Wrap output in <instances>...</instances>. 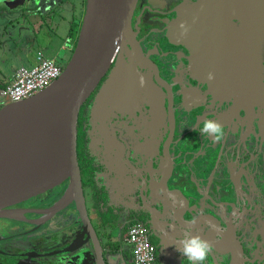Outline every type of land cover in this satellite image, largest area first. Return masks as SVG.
I'll list each match as a JSON object with an SVG mask.
<instances>
[{
	"label": "flooded vegetation",
	"instance_id": "1",
	"mask_svg": "<svg viewBox=\"0 0 264 264\" xmlns=\"http://www.w3.org/2000/svg\"><path fill=\"white\" fill-rule=\"evenodd\" d=\"M255 3L137 0L132 45L116 53L76 124L86 215L103 264H133L126 236L134 224L146 228L156 264H191L175 248L185 232L211 243L205 264H230L221 252L229 233L243 264H264V70L257 98L253 46L225 33ZM205 118L224 126L221 140L200 134ZM67 186L2 209L16 216L0 218V264H98L75 202L44 213Z\"/></svg>",
	"mask_w": 264,
	"mask_h": 264
},
{
	"label": "water",
	"instance_id": "2",
	"mask_svg": "<svg viewBox=\"0 0 264 264\" xmlns=\"http://www.w3.org/2000/svg\"><path fill=\"white\" fill-rule=\"evenodd\" d=\"M137 0H86L75 46L62 74L49 87L16 103L0 105V218H12L4 207L68 180L60 199L44 213L49 216L75 202L85 229L91 237L98 264H103L101 248L86 215L76 155V124L81 106L96 88L116 53L132 45L135 33L131 17ZM15 8L17 3H11ZM240 26L231 31L235 37L250 41L255 58V90L258 95V63L264 59V0L254 9L240 12ZM175 29L185 38V30ZM124 64L118 65L116 77ZM257 74V75H256ZM233 76L242 88L243 74ZM262 93V92H261ZM255 96V97H256ZM106 98V96H101ZM102 101L104 99H101ZM221 252L230 255V264H243L242 251L232 233L221 241ZM84 253L80 254L83 259Z\"/></svg>",
	"mask_w": 264,
	"mask_h": 264
},
{
	"label": "rangeland",
	"instance_id": "3",
	"mask_svg": "<svg viewBox=\"0 0 264 264\" xmlns=\"http://www.w3.org/2000/svg\"><path fill=\"white\" fill-rule=\"evenodd\" d=\"M13 2L19 6L10 8L14 6L11 4ZM29 5L28 0H0V80L13 68L23 65L25 59L34 55L38 48L47 47L46 52L51 55L62 43V37H54L50 16L46 17L41 11L35 14L30 10ZM39 28L44 35L50 37L49 40H53L52 46L56 49L51 50L48 46L42 47L43 44L39 39L37 43L34 34ZM61 55L63 54L58 55V58ZM70 55L65 56L67 60ZM258 70L261 76L264 70V59L258 63Z\"/></svg>",
	"mask_w": 264,
	"mask_h": 264
},
{
	"label": "built area",
	"instance_id": "4",
	"mask_svg": "<svg viewBox=\"0 0 264 264\" xmlns=\"http://www.w3.org/2000/svg\"><path fill=\"white\" fill-rule=\"evenodd\" d=\"M34 60L32 67L17 68L12 81L4 87L0 86V105L28 99L49 87L62 74L63 68L58 62L45 57L41 50L36 51ZM126 242L132 248L133 264H156L155 246L149 240L144 226L132 225L128 230Z\"/></svg>",
	"mask_w": 264,
	"mask_h": 264
},
{
	"label": "crops",
	"instance_id": "5",
	"mask_svg": "<svg viewBox=\"0 0 264 264\" xmlns=\"http://www.w3.org/2000/svg\"><path fill=\"white\" fill-rule=\"evenodd\" d=\"M28 2L30 3V10L34 13L41 11V13H44L46 17L50 16L52 20L54 37L56 38L60 36L63 38L62 43H60V45L56 49L52 46L53 40H49L48 38L50 37L44 35L39 28V30H37V33L35 32L34 34V38L36 39L37 43L39 39L43 44L42 47L48 46L49 48L51 47V50L56 49V51L54 54L50 55L46 52L47 47L38 48V50H41L45 57L55 59L56 62H58V55H70L74 48V43H76L77 36L75 39H73L69 34V30L70 27L76 23L80 28L81 20L85 11L86 0H28ZM34 58L35 54L30 56L29 58H26L23 65L13 68L9 74L3 76L2 80H0V86L4 87L6 84L12 81L14 71L17 68L32 67L35 64Z\"/></svg>",
	"mask_w": 264,
	"mask_h": 264
},
{
	"label": "clouds",
	"instance_id": "6",
	"mask_svg": "<svg viewBox=\"0 0 264 264\" xmlns=\"http://www.w3.org/2000/svg\"><path fill=\"white\" fill-rule=\"evenodd\" d=\"M180 27L185 32L187 31L184 24H181ZM208 79H214V75L209 73ZM143 83V79L141 78V86H143ZM201 124L200 134L202 136H208L212 140L219 141L226 134L224 126L217 119L205 118ZM177 244L178 246H175L176 250L186 257L191 264H205L209 254L212 252V245L209 241L199 235H192L190 232L183 233Z\"/></svg>",
	"mask_w": 264,
	"mask_h": 264
},
{
	"label": "trees",
	"instance_id": "7",
	"mask_svg": "<svg viewBox=\"0 0 264 264\" xmlns=\"http://www.w3.org/2000/svg\"><path fill=\"white\" fill-rule=\"evenodd\" d=\"M78 30H79V25L76 23V24H73L71 27H70V30H69V34L70 36L75 39L76 36H77V33H78ZM74 46H75V43H74Z\"/></svg>",
	"mask_w": 264,
	"mask_h": 264
},
{
	"label": "bare ground",
	"instance_id": "8",
	"mask_svg": "<svg viewBox=\"0 0 264 264\" xmlns=\"http://www.w3.org/2000/svg\"><path fill=\"white\" fill-rule=\"evenodd\" d=\"M10 211H11V210H10ZM7 221H8V220H7ZM76 221H77V220H76ZM8 222H9V221H8ZM9 223H10V222H9ZM12 225H14V224H12ZM12 225H11V226H12ZM63 225H64V224H63ZM51 226H52V225H51ZM51 226H50L49 228H52ZM55 226H57V225H55ZM0 227H1V226H0ZM59 227H60V226H59ZM57 228H58V226H57ZM53 230H54V229H53ZM56 230H57V229H56ZM46 231H48V230H46ZM46 231H45V233H46ZM49 231H50V230H49ZM43 232H44V231H43ZM47 233H48V232H47Z\"/></svg>",
	"mask_w": 264,
	"mask_h": 264
}]
</instances>
